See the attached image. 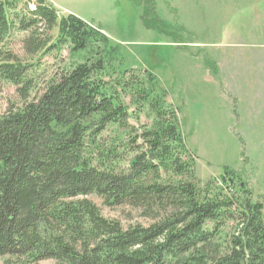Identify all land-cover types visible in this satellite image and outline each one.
Returning a JSON list of instances; mask_svg holds the SVG:
<instances>
[{"label":"trees","instance_id":"obj_1","mask_svg":"<svg viewBox=\"0 0 264 264\" xmlns=\"http://www.w3.org/2000/svg\"><path fill=\"white\" fill-rule=\"evenodd\" d=\"M18 1L0 0V79L21 99L0 114V257L264 264V205L228 168L219 182L198 178L179 111L156 76L122 61L99 25L72 13L58 17L45 0H34L28 17L11 15ZM14 28L30 31V55L64 47L70 56L32 98L34 63L2 47ZM42 28H57L50 47L35 35ZM207 67L218 76L215 62ZM232 112L237 118L236 105ZM89 195L139 209L151 222L123 227ZM228 222L234 230L227 235Z\"/></svg>","mask_w":264,"mask_h":264},{"label":"rangeland","instance_id":"obj_2","mask_svg":"<svg viewBox=\"0 0 264 264\" xmlns=\"http://www.w3.org/2000/svg\"><path fill=\"white\" fill-rule=\"evenodd\" d=\"M45 1L58 17L72 13L99 25L112 45L119 47L122 61L156 76L166 100L179 111L181 131L196 156L201 181L214 178L219 182L228 168L250 192L251 200L264 205V0ZM33 3L20 0L10 14L28 17L27 9L33 10ZM35 35L49 39L46 47H50L57 28H42ZM29 36L30 31L14 28L2 47L23 62L34 63L32 98L69 63L70 56L64 47L32 56L24 42ZM211 61L218 68L217 77L207 67ZM20 105L16 86L0 79V114ZM88 198L104 218L117 220L123 227L151 222L129 205H106L96 195ZM233 227L228 222L225 233L230 234ZM0 264L58 263L0 257Z\"/></svg>","mask_w":264,"mask_h":264}]
</instances>
